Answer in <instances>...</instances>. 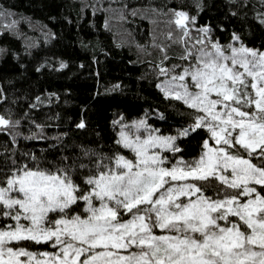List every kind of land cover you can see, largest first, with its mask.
I'll return each mask as SVG.
<instances>
[{
	"label": "snow or ice",
	"instance_id": "1",
	"mask_svg": "<svg viewBox=\"0 0 264 264\" xmlns=\"http://www.w3.org/2000/svg\"><path fill=\"white\" fill-rule=\"evenodd\" d=\"M228 3L232 17L251 9L264 28V0ZM100 10L105 27L154 53L155 87L187 119L165 131L149 123L167 119L159 109L119 113L110 143L66 144L67 133L49 136L29 114L40 96L17 116L0 87V264H264V44L239 31L222 42L198 22L203 0H108ZM13 15L0 5V28L16 31Z\"/></svg>",
	"mask_w": 264,
	"mask_h": 264
},
{
	"label": "trees",
	"instance_id": "2",
	"mask_svg": "<svg viewBox=\"0 0 264 264\" xmlns=\"http://www.w3.org/2000/svg\"><path fill=\"white\" fill-rule=\"evenodd\" d=\"M107 3L108 0H0V5L14 14L12 18L20 21L16 31L0 28L4 33L0 35V49L4 50L0 53V87L7 97L3 107L21 116L40 96L44 104L29 114L37 123L51 125L46 128L47 135L67 133L66 144L110 143L111 121L119 113L135 119L145 111L159 109L167 119L149 123L165 131L184 123L187 117L180 115L184 109L179 105L173 108L155 87L147 62L154 53L150 56L138 51L117 27H105L108 15L100 8ZM203 6L199 24L217 27L216 35L222 42L228 41L232 31H239L250 46L264 44V28L254 21L251 9L246 10V18L237 19L230 15L235 9L228 0H203ZM189 10L195 14L191 6ZM3 23L7 24V20ZM141 31L136 39L143 43L147 26ZM61 63L67 67L61 68ZM115 84H120V90L113 89ZM81 119L87 125L85 129L75 127ZM28 127L27 122L22 126L25 134ZM47 147L41 141L20 144L21 150L37 153ZM196 148V140H192L186 151ZM54 151L48 150L49 158Z\"/></svg>",
	"mask_w": 264,
	"mask_h": 264
}]
</instances>
